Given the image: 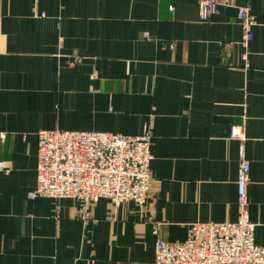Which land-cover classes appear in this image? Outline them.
Returning <instances> with one entry per match:
<instances>
[{
	"label": "crops",
	"instance_id": "1",
	"mask_svg": "<svg viewBox=\"0 0 264 264\" xmlns=\"http://www.w3.org/2000/svg\"><path fill=\"white\" fill-rule=\"evenodd\" d=\"M0 0V264H153L158 240L235 223L243 128L255 242L264 247V0ZM255 17L250 68L238 9ZM44 16V17H42ZM152 137L144 208L31 200L37 133Z\"/></svg>",
	"mask_w": 264,
	"mask_h": 264
},
{
	"label": "built area",
	"instance_id": "2",
	"mask_svg": "<svg viewBox=\"0 0 264 264\" xmlns=\"http://www.w3.org/2000/svg\"><path fill=\"white\" fill-rule=\"evenodd\" d=\"M225 1L199 0L200 20L209 22ZM238 19L242 28V60L245 69H249L256 21L249 7L238 9ZM230 139L242 144L237 176L238 221L197 223L189 227L184 241L158 240L153 264H264V247L255 242L256 224L249 215L247 186L251 166L245 159L243 128L233 126ZM37 141V178L35 189L29 193L31 200H77L85 222L92 219V209L101 199L109 200L115 208L126 202L140 208L146 206L151 190L153 145L148 127L136 136L41 130ZM0 171H6L3 163Z\"/></svg>",
	"mask_w": 264,
	"mask_h": 264
}]
</instances>
